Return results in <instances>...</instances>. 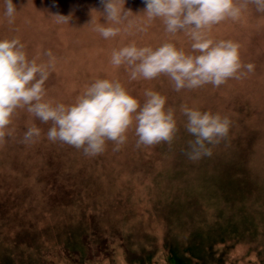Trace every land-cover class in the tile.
I'll return each instance as SVG.
<instances>
[{"label":"rangeland","instance_id":"1","mask_svg":"<svg viewBox=\"0 0 264 264\" xmlns=\"http://www.w3.org/2000/svg\"><path fill=\"white\" fill-rule=\"evenodd\" d=\"M14 24L0 0V39L18 37L28 58L55 70L45 99L69 105L96 79L118 80L141 103L144 91L167 98L179 129L171 148L136 147L129 130L119 151L86 156L53 143L43 124L19 109L11 137L0 141V264H264V13L249 4L239 20H225L209 33L240 45L254 71L220 87L174 91L167 76L130 81L125 67L110 64L114 49L135 41L154 49L164 42L191 52L184 34L170 36L160 20L104 39L94 21L106 23L100 0H13ZM130 19L144 20L143 0H125ZM95 10L97 13H92ZM71 17L56 23L53 16ZM231 120L227 138L212 156L192 162L184 155L193 137L181 106ZM35 123L41 136L22 143Z\"/></svg>","mask_w":264,"mask_h":264},{"label":"clouds","instance_id":"2","mask_svg":"<svg viewBox=\"0 0 264 264\" xmlns=\"http://www.w3.org/2000/svg\"><path fill=\"white\" fill-rule=\"evenodd\" d=\"M145 9L141 23L130 19L125 0H100L106 23L94 21V31L111 39L132 28L143 32L152 22L160 20L170 36L184 34L191 40V52L164 42L155 49L137 46L135 41L114 49L110 64L125 67L130 81L153 80L164 75L174 91L195 90L211 84L220 87L230 79H241L254 71V65L244 64L240 45L231 40H213L209 33L214 25L231 19L239 20L249 4L264 13V0H143ZM4 16L14 24L18 11L13 0H4ZM92 13H97L92 10ZM56 23H69L70 16H53ZM44 55L46 63L29 59L25 45L18 37L0 39V141L11 137L12 117L23 109L43 124H50L46 133L53 143L67 144L82 150L86 156L105 151L107 142L119 151L133 130L136 147H153L161 143L171 148L179 131L175 109L166 107L167 98L153 90L144 91L141 103L118 80L96 79L86 86L74 103L65 105L46 100L45 84L55 70L56 57L51 50ZM186 118V132L193 137L187 142L184 155L197 162L211 157L212 148L224 141L230 131L228 116L181 106ZM41 129L31 123L23 134L22 143H34Z\"/></svg>","mask_w":264,"mask_h":264}]
</instances>
